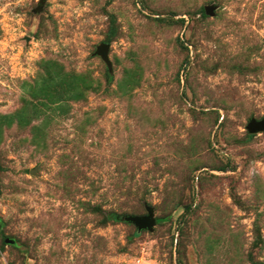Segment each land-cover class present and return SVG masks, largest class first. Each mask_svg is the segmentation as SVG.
<instances>
[{"label":"rangeland","instance_id":"374dc122","mask_svg":"<svg viewBox=\"0 0 264 264\" xmlns=\"http://www.w3.org/2000/svg\"><path fill=\"white\" fill-rule=\"evenodd\" d=\"M251 119L264 0H0V264H264Z\"/></svg>","mask_w":264,"mask_h":264},{"label":"water","instance_id":"95a60500","mask_svg":"<svg viewBox=\"0 0 264 264\" xmlns=\"http://www.w3.org/2000/svg\"><path fill=\"white\" fill-rule=\"evenodd\" d=\"M43 0H40V3ZM106 45L102 44L97 51V54H99L103 59L106 60ZM246 131L248 134H256L258 132L264 131V119L261 120H254L251 119L248 124L246 125ZM146 214L142 216H133V215H125L121 217V220L127 223H130L134 225L136 228V231H142V230H151L153 225L155 224V220L152 216V209L150 207H146Z\"/></svg>","mask_w":264,"mask_h":264},{"label":"trees","instance_id":"16d2710c","mask_svg":"<svg viewBox=\"0 0 264 264\" xmlns=\"http://www.w3.org/2000/svg\"><path fill=\"white\" fill-rule=\"evenodd\" d=\"M110 219H112V220H117L118 218L116 217V215H114V214H109V216H108ZM160 221V219H157L156 220V222H159Z\"/></svg>","mask_w":264,"mask_h":264}]
</instances>
